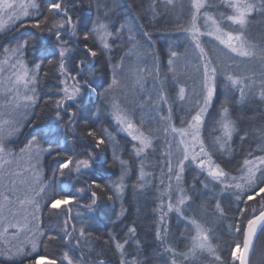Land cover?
Returning a JSON list of instances; mask_svg holds the SVG:
<instances>
[{
    "label": "snow or ice",
    "instance_id": "snow-or-ice-1",
    "mask_svg": "<svg viewBox=\"0 0 264 264\" xmlns=\"http://www.w3.org/2000/svg\"><path fill=\"white\" fill-rule=\"evenodd\" d=\"M78 9L83 10L81 0H0V264H110L103 251L92 247L100 239L92 229L102 214L110 218L109 203L119 202L117 219L126 217L130 168L119 155L116 134L86 119L97 104L96 118L106 111L139 160L134 188L145 190L152 176L144 170L145 161L163 142L155 259L203 264L206 256L212 264H264V124L245 130L244 122L255 119V113L234 118L227 98L219 100L217 83L222 77L226 97L229 90L238 92L234 104L251 97L264 103V34L250 32L253 15L264 16V0H150L149 23L174 15V30L189 46L184 54L170 47L167 59L175 101L187 113L179 117L180 126L168 103L153 34L141 25L142 44L131 20L117 27L99 0L94 20L82 18ZM21 30L25 38L18 39ZM205 39L219 54H209ZM114 50L123 53L115 62ZM189 52L198 61L192 67L200 81L191 94L181 82L188 66L178 64ZM99 57L107 63L103 77L97 76ZM49 78L51 89H42ZM217 101L212 119L210 109ZM164 104L166 115L160 112ZM260 115L264 119V110ZM146 116L160 126L148 127ZM26 130V142L14 148L13 138ZM237 139L241 151L250 140L257 143L234 164ZM45 157L56 165L48 170L50 176ZM117 163L119 176L111 180L104 174ZM186 170L197 173L190 184ZM225 195L233 202L234 216L221 204ZM171 215L184 226L179 235L185 251L174 246ZM125 227L123 240L109 231L104 244L112 243L119 264H152L139 253L135 225ZM129 246L137 254L126 252ZM64 249L79 250V256Z\"/></svg>",
    "mask_w": 264,
    "mask_h": 264
},
{
    "label": "trees",
    "instance_id": "trees-1",
    "mask_svg": "<svg viewBox=\"0 0 264 264\" xmlns=\"http://www.w3.org/2000/svg\"><path fill=\"white\" fill-rule=\"evenodd\" d=\"M81 2L83 5V10L78 9V11H80L82 18L86 17L94 20L96 15L97 0H81ZM99 3L104 11H109V19L113 22H117V27L119 26V23H124L125 20H131L133 32L136 36V39L142 44L145 43V40L142 38V33L140 32L141 25L143 26L144 30L149 31L153 34L152 39L156 42L155 47L159 56L160 71L162 73L161 79L164 80L165 77H167L165 91L169 97L168 103L173 105V116L176 120L177 126H180L179 117L187 115V113L181 112V102L175 101L176 90L171 80V74L168 72L167 59L170 47L172 51L184 54L186 47L189 46L184 42L183 37L180 34L176 33L174 30L175 16L169 15L165 18H159L155 22V24L152 25L149 23L151 19L150 14L147 12L150 0H99ZM220 10L224 11V9ZM157 11H160V9H157ZM100 14L101 16H103V11ZM132 17H137V19L132 20ZM252 21L253 23L250 26L251 34L253 36L264 34V16L254 14L252 17ZM16 35L18 39L25 38L24 30H21V32L17 33ZM125 35H127V33ZM3 43L4 38L0 37V44ZM204 44L206 49L209 50L210 55L219 54V50L216 49L214 43H211L208 39H205ZM90 46H95L94 42L90 44ZM122 54V51L114 50L112 53L114 62L115 59ZM197 62L198 61L192 56L191 52H189L187 56L178 61V64L188 66L186 74H182L181 76V82L185 85L189 94H191L193 90H199V73H197L192 67ZM96 67L100 70L97 72L98 77H103L108 71L106 60L103 57H99L97 59ZM52 83L53 81L51 80V78L45 80L42 85V89L46 88L50 90L52 87ZM217 83L219 100H224L225 98H227L229 107L234 109L233 117L236 118L240 115L248 116L252 115V113L254 112L255 119L245 121L243 127L249 132L258 130L257 125L264 124V119H262L260 115L261 110H264V103L260 102L258 97H251L250 101L243 105L234 104L232 97H238V92H236L234 89L229 90L226 97L225 89L223 87V78L218 77ZM151 87L152 85L150 83L146 85V88L150 89ZM95 107H100V105L97 104ZM95 107L92 110L93 115L86 116V119H88L89 124H91L92 126L97 128L106 127L109 129V131H112L114 134H116L117 140L120 144L119 155L121 156V159L128 161L130 171L129 178L125 181V183L128 185V188L126 189L124 194V207L128 209L126 217L123 219H117L115 213L119 211V202H117L115 205L109 203L111 216L109 218V216L102 214L99 226L92 229L94 235L100 237V239L97 240L95 244L92 245V247L96 248L98 251H103L104 258L106 259V261H110V264H119L118 255L115 254L112 243L109 242L108 244H104V241L108 240L109 231L114 233L118 239L123 240L125 238L124 234L126 232L125 226L135 225L137 230L136 239H138L142 245L141 249L139 250L141 257H146L152 260V264H161V262L154 257V252L157 249L154 233L157 220L155 209L157 208V205L159 203L157 199V192L160 186V179H162L161 168L164 164V157L162 155L164 151L163 142L156 146L157 151L155 153H150L147 161H145V172L152 174L150 178H147L148 183L146 184L145 190L140 191L139 189L134 188L133 186L136 185L139 176V160L131 152V147L128 139L125 137V134L116 133V130L112 127L110 119L107 117L106 111L102 110L99 118H96V116L94 115ZM218 108L219 102L217 101L215 102V108L210 109V112L212 113V119H215L216 110H218ZM166 109L167 105L164 104L161 106L160 112L166 115ZM145 118L148 127L157 128L160 126L158 123L152 121L149 117L146 116ZM211 124L212 120L210 119L206 124V134L211 133ZM80 130L83 131V129ZM26 139L27 130L25 131V135H22V137L17 141V144L20 145L21 143H24ZM256 143L257 141H255L254 139L250 140L249 143L243 145V151H241L239 140H235L234 147L237 149V151L234 154L235 160L233 163L236 164L241 161L247 154V151L251 148H254ZM105 154L109 157V159L111 158L110 146L105 149ZM256 154L259 155L260 153ZM44 167L47 174L50 176V171L48 170L54 169L56 165L51 161L50 158L45 157ZM119 173L120 165L117 163L114 164L111 169L104 175L107 178L114 180L119 176ZM195 175H197L196 172L186 170V184H190L192 182V177ZM200 179L202 180L203 176H201ZM199 187V184H197V188ZM204 199L209 201V206L211 207V197L206 195ZM257 199H259V197H257ZM221 204L227 212L228 216L231 217L235 215V212L233 211V202L228 198L227 195L221 197ZM170 220V229L174 236V246L177 248V251H185L186 249L184 245L186 241H183L179 235L180 233H183L185 231L184 226L183 224L177 225V221L174 215L170 216ZM223 223L226 224L227 221ZM219 232L220 234L226 236L223 226H221ZM64 250L69 251V254L74 258H77L79 256V250ZM52 251L58 252L59 249L53 248ZM126 252L135 255L137 254V249L134 246H129L126 248ZM222 255L225 259L228 258L227 251L222 253ZM201 259L203 261V264H212L211 259L206 256L202 257Z\"/></svg>",
    "mask_w": 264,
    "mask_h": 264
},
{
    "label": "rangeland",
    "instance_id": "rangeland-1",
    "mask_svg": "<svg viewBox=\"0 0 264 264\" xmlns=\"http://www.w3.org/2000/svg\"><path fill=\"white\" fill-rule=\"evenodd\" d=\"M21 137H22V136H20L18 139H17V138H15V137L13 138V140H15V141H16V143H14V144H13V147H14V148H18V147H20V146H22V145H23V143H21L20 145H18V144H17V141H18V140H19ZM25 142H26V141H25Z\"/></svg>",
    "mask_w": 264,
    "mask_h": 264
}]
</instances>
